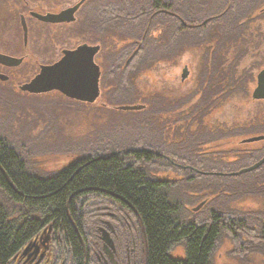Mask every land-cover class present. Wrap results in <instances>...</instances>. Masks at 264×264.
<instances>
[{"label":"trees","instance_id":"16d2710c","mask_svg":"<svg viewBox=\"0 0 264 264\" xmlns=\"http://www.w3.org/2000/svg\"><path fill=\"white\" fill-rule=\"evenodd\" d=\"M42 1L60 11L78 7L76 21L28 26L25 15L38 0H0V25L19 18L50 67L82 47L100 53L101 43L100 83L108 89L118 81L119 96L162 64H177L184 48L201 46L205 58L194 87L177 97L147 96L156 106L125 113L136 126H117L53 174L32 167L29 139L12 130L16 101L0 94V264H30L21 255L43 236L48 264H98L90 231L120 218L139 231L144 254L136 264H212L223 238L233 257L264 262V163L242 173L264 159V141L242 143L264 136V98L254 97L264 0ZM52 28L65 38L42 46L41 32ZM116 36L128 42L117 45ZM178 247L183 258L172 255Z\"/></svg>","mask_w":264,"mask_h":264},{"label":"rangeland","instance_id":"374dc122","mask_svg":"<svg viewBox=\"0 0 264 264\" xmlns=\"http://www.w3.org/2000/svg\"><path fill=\"white\" fill-rule=\"evenodd\" d=\"M79 1L81 0H70L68 5L72 6ZM32 5V7H29L30 10H28L27 15H25L28 20V26L38 22L30 17V12L45 15L46 13H58L61 10V7L57 4H54L51 8H47L46 2L42 0H38V2H34ZM255 25L259 26L264 37V18L256 20ZM34 28L37 31L41 30L40 27L37 28L35 26ZM54 29L57 28H52L51 30L53 31L48 33L46 31L41 32L40 37L43 38L42 46H47L49 43L54 44V41H52L54 37L56 40L65 38L60 30ZM110 39L118 41L117 45L120 44V46L128 42L127 39L123 42L121 37L118 36ZM33 41L34 39L31 36L28 40L29 46L25 45L24 33L19 18L17 21L13 19V21L9 20L6 23L2 22L0 25V53H17L25 57L23 65L18 69L8 71L0 68V76H4V80L0 77V94L16 101L15 106H13L14 108H12V115H10V119L13 118L12 130L23 136V140L29 139L23 142L27 144L28 148L30 147L31 156L33 157L31 159L32 167L36 172L43 174H53L80 160L83 156V147L91 142L93 143L96 139H107L112 133L111 130H115L117 126L120 129L124 123L127 126H136L135 122H131L130 119L128 120V117L125 115V113L128 115L127 111L123 112L119 110L121 107L130 104L129 106H144L149 111L152 105L156 106V104L149 105L145 102L147 96H154L158 93L163 96L165 95V97L171 95L177 97L183 90L186 91L194 87L196 78L201 71L200 69H202L203 58H205V50L201 46L191 48L189 46L184 48L185 50L181 53V57H176V59H179L176 62L177 64L159 65L162 67L160 69L161 72H149L145 76L135 80L131 87L126 90L127 92L123 90L126 96H123L124 94L121 96L117 94L119 91L118 81L112 80L108 89L104 88L102 84L100 85V97L96 103L83 104L77 102L74 103L76 105L68 106L65 102L67 99L61 97L56 92L28 93L20 90V86L25 82L28 83L32 78V70L35 66L38 70L39 64L43 63L40 61L44 55L42 56V52H38L39 49L34 45ZM97 45L101 47V52L95 59L99 65V61L103 60L105 56L102 44L99 43ZM55 56L56 54H54L52 59H55ZM45 59L49 61L47 58ZM252 59L248 60L251 64L253 63ZM249 65L247 63L243 66L248 67ZM185 69L188 71V76L185 81H182ZM102 78L103 74H101ZM135 95L136 97H134ZM133 99L134 101H130ZM110 100L114 105L110 104ZM129 101L132 103H129ZM1 106L2 104H0V108ZM134 112L137 114L140 111ZM2 124L3 122L0 120V128L6 130L5 125L3 124V126ZM240 141L241 139L226 141L220 144V147L231 149ZM135 146L138 147L137 145ZM157 177L165 179L168 176L166 174H157ZM243 206L247 207L249 205L244 204ZM250 206L254 207L252 204ZM194 208L190 207L188 210L193 212ZM120 219L121 221H115L116 223L105 219L101 225L91 229L90 232L95 245V256L96 253L99 257L105 255L104 246L112 252V249L105 242V234L114 243L119 264H128V259L130 264H136L142 260L144 254L139 231L133 225L124 224L123 218ZM108 225L112 226L116 232L112 233L113 231L109 230ZM42 238L44 242L47 237L43 236ZM232 249L230 240L223 238L214 254L212 264H264L263 260L259 257H249L247 260L235 258L231 255ZM184 254V249L178 247L172 255L183 258ZM95 260L98 261L97 256ZM36 262L33 261L32 263L31 261L30 264H35ZM47 262L48 257H45L40 264H48ZM98 264L103 263L98 261Z\"/></svg>","mask_w":264,"mask_h":264},{"label":"water","instance_id":"95a60500","mask_svg":"<svg viewBox=\"0 0 264 264\" xmlns=\"http://www.w3.org/2000/svg\"><path fill=\"white\" fill-rule=\"evenodd\" d=\"M84 1L86 0H83L82 2ZM77 9L78 7L60 15H49L46 17L38 16V19L40 21L50 23H72L74 22L73 15L77 11ZM97 51L98 49L92 50L87 47H82L74 52L69 53L66 58L60 61V63L48 68H43V74L35 81H33L32 84L28 85L27 90L31 93H44L49 91L52 87V85H49V83H53V87L61 88L65 91L67 90L68 94L79 96L78 98L81 101H86L90 104L94 103L99 95L97 84L100 75V69L96 67L93 62L94 56ZM21 62L22 59L18 60L0 53V65L13 67L17 66ZM187 76L188 71L187 69H185L182 75V80H185ZM40 79L43 83L37 85L36 82H38ZM44 85L46 86L45 89L40 88ZM254 97L255 99L264 98V92H259L257 90ZM142 109L143 106H129L120 108V110L124 111H141ZM260 141H264V136L252 137L244 140L242 143H257ZM263 163L264 159L254 167L242 171V173L256 169ZM49 240V237H47L43 242V238L41 237L38 241L31 243L24 249L21 257L30 260L31 255H29L28 253H30V251L34 249V258L32 259V261H35V259L39 256L38 262H41L45 258L47 250L49 248ZM105 242L109 244V246H112L111 241Z\"/></svg>","mask_w":264,"mask_h":264},{"label":"flooded vegetation","instance_id":"af4514ba","mask_svg":"<svg viewBox=\"0 0 264 264\" xmlns=\"http://www.w3.org/2000/svg\"><path fill=\"white\" fill-rule=\"evenodd\" d=\"M69 10H64V11H60V12H58V13H46L45 15H42V14H38V13H32V14H34V15H36V16H34V15H32V17L34 16L35 17V20H37L38 22H40V23H43V21H40L39 19H38V16H41V17H46V16H49V15H60V14H64V13H67ZM79 11V8H78V10L74 13V15H73V17H74V22L76 21V18H77V12ZM261 12L263 13L264 12V8L261 10ZM33 17V18H34ZM26 22H25V24L26 23H28V20H25ZM45 23V22H44ZM48 23H50V22H48ZM73 23V22H72ZM46 24V23H45ZM52 25H59V24H64V23H51ZM23 33H24V39H25V45L27 46L28 45V40H29V33H28V29H27V27H26V25H24V27H23ZM261 42V45H262V48H260L259 49V53L260 52H262L263 51V53L259 56L258 55V57H259V59L261 60V61H258V63H261L260 65H259V68H256L255 69V71H254V75L256 76V77H258L260 80H259V85H258V91L259 92H264V40H261L260 41ZM98 54H99V51L95 54V56H94V59H93V62H94V65L96 66V67H98L99 69H100V67L96 64V62H95V59H96V57L98 56ZM4 55H7V56H10V57H16V58H21L22 59V65H23V63H24V61H25V57L24 56H20V55H15V54H9V53H6V54H4ZM16 67V66H15ZM48 67H50V66H48V65H46V64H39V66H38V70H37V67L35 66V68L32 70V78H33V80H36L37 78H39L42 74H43V71H44V69L43 68H48ZM0 68L3 70H8V71H10V70H13L14 68L13 67H6V66H3V65H0ZM99 72H100V70H99ZM3 80H4V76L3 75H1L0 76ZM31 78V79H32ZM8 80V79H7ZM182 81H185V80H182ZM32 82V81H31ZM101 74L99 75V79H98V84H97V89H98V93H99V95H98V98L96 99V101L99 99V97H100V85H101ZM37 83V85H40V84H42L43 82L41 81V79L38 81V82H36ZM32 84V83H31ZM28 85H30V82L29 83H27L24 87H20V90L21 91H23V92H28V93H31V92H29L27 89V87H28ZM36 85V86H37ZM49 85H52V87L50 88V90L49 91H47V92H45V93H53V92H56V93H58L61 97H63V98H65V99H67V100H71V101H75V102H80V103H83V104H90V103H88V102H86V101H81L78 97L79 96H74V95H70V94H68V92H67V90L65 91L64 89L62 90L61 88H56V87H53L54 86V84L53 83H49ZM38 87H40V86H38ZM40 88H42V89H45L46 88V86L44 85V86H42V87H40ZM96 101L94 102V103H96ZM94 103H92V104H94ZM109 224V223H108ZM108 228H109V230L110 231H113L112 233H115L116 231L115 230H113V228H112V226H110V225H108ZM103 232V231H102ZM104 239H105V241H111L110 239H109V237L108 236H106L105 234H104ZM111 243H112V246H109V244H107L111 249H112V252H110L109 250H108V248L107 247H105L104 246V248H103V250H104V254L105 255H101L100 257H99V255L96 253V256H97V259H98V261H100V262H102L103 264H119V262L117 261V256H116V250H115V247H114V243L111 241ZM34 249H32L31 251H30V253H28L29 255H31V258H30V260L32 261V259L34 258ZM46 257V256H45ZM38 259H39V256L35 259V261H37L35 264H40L41 262H38ZM45 259V258H44ZM43 261V260H42ZM32 263H33V261H32ZM128 264H130V262H129V259H128Z\"/></svg>","mask_w":264,"mask_h":264}]
</instances>
